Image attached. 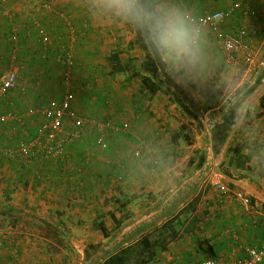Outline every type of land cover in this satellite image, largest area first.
<instances>
[{"label": "crops", "instance_id": "crops-1", "mask_svg": "<svg viewBox=\"0 0 264 264\" xmlns=\"http://www.w3.org/2000/svg\"><path fill=\"white\" fill-rule=\"evenodd\" d=\"M48 1L53 10L36 0L9 2L19 41L13 63L6 65L11 23L0 15V67L12 65L17 72L10 94L30 98L34 106L49 100L37 96V84L40 92L44 85L60 92L62 67L40 65L43 47L29 24L33 17L51 25L52 35L62 34L61 26L67 28L57 9L74 20L80 36L95 37L94 47L74 45L76 64L68 82H61L62 93L72 92L81 115L119 130H105L106 149L83 130L58 159L17 160L0 151V264H117L118 257L132 264L129 254L143 240V264H231L245 255V246L264 245V0H157L154 10L179 12L186 20L225 12L220 27H245L256 48L246 69L226 64L215 28H203L199 60H177L166 57L147 28L104 11L97 0L94 33L93 19L82 15L89 9L85 2ZM238 3L255 15L232 9ZM61 41L53 39L56 52ZM114 53L116 69L108 60ZM239 69L241 75L232 77ZM141 76L151 77L154 92ZM37 121L12 132L32 131ZM255 264H264V256Z\"/></svg>", "mask_w": 264, "mask_h": 264}, {"label": "built area", "instance_id": "built-area-1", "mask_svg": "<svg viewBox=\"0 0 264 264\" xmlns=\"http://www.w3.org/2000/svg\"><path fill=\"white\" fill-rule=\"evenodd\" d=\"M10 1L17 0H0V15L4 18H11L8 4ZM42 8L47 10L53 9V4L48 0H38ZM240 8V12L244 16H254L255 10L251 7H243L234 4L232 9ZM230 9L229 11H232ZM226 13L221 10L205 11L198 17L191 20L190 26L198 33V40L204 27L215 28L214 35L218 47L221 51L223 60L231 67L248 66L254 60L256 48L247 40L248 31L245 27H239L234 30H226L220 27L224 21ZM68 33L59 35L58 40L63 39L59 46L58 60L64 66L61 81L68 82L70 72L74 64L73 45L77 37L74 32V22L63 16ZM33 31L38 41L42 44L44 60L49 58L48 53L52 52L51 45L53 36L49 29L36 21L32 22ZM8 39L12 43L11 60L16 57V43L19 41V34L16 30L9 31ZM197 40V42H198ZM58 49V48H57ZM13 59V60H12ZM54 59V57H52ZM57 60V58H56ZM17 82V72L12 65L0 68V101L10 96L11 91ZM23 90V89H22ZM73 94L69 90L62 93L58 100H52L47 104L39 107H28L24 111V115L28 117L41 115L42 120L36 125L33 134L29 137L20 139L15 147L2 148L1 151L5 156L17 159L28 160L32 157L42 159H58L64 157L65 144L73 142L80 138L83 128L86 125L93 126L96 130L95 141L101 148L107 147V141L104 137L106 129L119 130L113 124H108L98 118H89L81 115L73 106ZM14 114V113H12ZM10 115L15 117L21 115ZM7 114H0V120L7 119ZM22 123V122H21ZM213 176L220 177L217 172H213ZM245 202L248 198H244ZM245 255L237 258L231 264H255L264 256V245L260 247L247 245L244 248ZM198 264H218L213 259H204Z\"/></svg>", "mask_w": 264, "mask_h": 264}, {"label": "rangeland", "instance_id": "rangeland-1", "mask_svg": "<svg viewBox=\"0 0 264 264\" xmlns=\"http://www.w3.org/2000/svg\"><path fill=\"white\" fill-rule=\"evenodd\" d=\"M27 1V0H26ZM30 3H31V0H28ZM36 1H38V0H36ZM82 2H85L86 4H87V6L86 7H88L89 6V9L88 10H86V13L84 12L82 15L84 16V17H86L85 18V20L86 21H89V17H88V15H86V14H89L90 15V19L92 20L91 22H92V26H91V28H92V33H94V27H95V23H94V21H95V13H96V10H95V4H94V0H81ZM13 2H15V1H13ZM39 2V1H38ZM42 7V6H41ZM54 8V7H53ZM47 10V9H46ZM53 10V9H52ZM56 11L59 13V15H61V16H56V17H59V20H62V18H60V17H63V15L60 13V11H58L57 9H56ZM83 12V11H82ZM14 16H15V14H14ZM70 17V16H69ZM0 18H2L1 16H0ZM68 18V17H67ZM10 19V20H9ZM8 19V22L9 23H11V25L9 24L8 26H11V27H9V30H8V32L10 31V30H12V29H16L15 28V19L14 18H9ZM71 21H73L74 22V20L70 17L69 18ZM193 18H191V19H187L186 21L189 23V22H191V20H192ZM30 22H29V24H30V29L32 30V22L35 20V19H33V17H31L30 18ZM84 20V22H86ZM48 29H49V31H50V33H52V31H51V29H52V27H48L47 25H45ZM82 26H80V28H81ZM61 28L63 29L62 30V34H66V33H68V30L66 29L65 30V28H64V26H61ZM67 28V27H66ZM77 27L75 26V23H74V32L75 33H77V37H76V39H75V42H74V45H75V47L76 46H78V43L80 44V43H88V45L90 46H92V47H94V42H95V37H94V35H90V34H88V32H86V34H82L81 36L78 34V32H77ZM82 32H83V30H81ZM87 31V30H86ZM18 32V31H17ZM81 32V33H82ZM85 32V31H84ZM61 33L59 34V31H56L55 32V34L54 35H52L53 36V39H55L56 37H57V39H58V36L59 35H62ZM37 38V37H36ZM8 43H9V41H8ZM74 45H73V57H74ZM60 46V45H59ZM197 47H198V44H197ZM51 48H53L54 49V47L53 46H51ZM52 49V52L51 53H48V55H49V58L48 59H46V60H44L43 58H42V54H43V52H44V50H43V48H41V53H40V65H42V64H44L45 62H47V63H57V64H59V65H61V67H62V71H61V74H62V72L64 71V66H63V64L61 63V61H59L58 60V56H59V51H55V50H53ZM89 49H91V48H89ZM89 54L90 55H93L94 57L95 56H97V59L99 60L100 58H101V54L98 52V53H96L94 50H91V52H89ZM52 57H54V59H52ZM186 57V56H185ZM185 57L183 58V59H185ZM263 57H264V55H263ZM56 58H57V60H56ZM189 58H192L191 56H189ZM196 59L197 60H199V58H197L196 57ZM46 64V63H45ZM75 64H76V61H75V58H74V64H73V67H72V69L75 67ZM14 68V67H13ZM241 68V67H240ZM247 68V66L244 68V69H246ZM216 75L221 79V76L223 75V73L221 72L220 74H218V73H216ZM241 75V69H239L238 71L236 70V71H233V73L231 74V76L232 77H239ZM230 76V75H229ZM38 79H39V76H38ZM37 79V80H38ZM19 84V83H18ZM201 85H203L204 87L202 88V91L203 90H207L206 88H208V85H204V84H201ZM21 85H19V87H20ZM39 86H41V85H39V84H37L36 85V88H34V91L36 90V92L38 93L37 94V96L39 97V95L41 94V96H42V98H43V100H47L48 98H49V100H47V102L45 103L44 101H43V103H40V104H36V102H35V105L33 106V104H31V101H32V99H30V98H26V97H17L16 96V91H13V94L11 95L10 94V96L8 97V98H6L7 99V101H6V103H1L0 104V114H7L8 116H7V119H4V120H0V143L2 144V146H3V148H8V147H15V145H16V143L20 140V139H22V138H25V137H29V136H31L32 134H33V131L35 130V128H36V125L42 120V116L41 115H36V117H37V119H38V121H37V124L35 125V127L33 128V130L32 131H29V130H20V131H16L15 133L14 132H12V130L13 131H15L16 129L14 128V127H16L17 128V126H18V128L19 129H22L20 126L22 125L23 127L26 125V123H27V121H31L33 118H36L35 116H31V117H28L27 115H24V111H25V109H27L28 107H34V108H36V107H39V106H42V105H44V104H47V103H49L50 101H52V100H58L59 99V97L62 95V91H63V87H62V84H61V80L59 81V84H58V86L60 87V92H58V95L57 94H55V88H52V87H49L48 85H44L43 86V90H44V92H40L41 90H40V88H39ZM210 86H213V84H210ZM213 89H215V91L219 94L220 93V91L222 90V88L220 87V86H218V85H216L215 84V87H212ZM211 88V89H212ZM57 90V89H56ZM30 92V91H29ZM74 92V91H73ZM222 92V91H221ZM61 93V94H60ZM26 94V93H25ZM74 94H76V93H74ZM17 95H18V93H17ZM24 96H26V95H24ZM76 96V95H75ZM34 99H37L35 96L33 97ZM15 101H18L20 104L22 103V105H19L18 104V106H15V105H13L12 103H15ZM10 102H11V104H10ZM73 102V106L75 107L76 106V101H72ZM205 104L203 105V107L206 105V103H208V101H205L204 102ZM4 104V105H3ZM20 107V108H19ZM76 108V107H75ZM77 110V109H76ZM78 111V110H77ZM12 113H14V114H12ZM21 115V114H23L22 116H18V118L16 119L15 117H11L10 115ZM85 117H89V118H97L96 116H85ZM21 122H24V123H22L21 124ZM35 123H36V121H35ZM108 123H110L111 124V122L110 121H108ZM18 124V125H17ZM19 124H21L20 126H19ZM87 126H90V125H86V127H84L83 128V130H84V132H85V130H90V131H92V133H93V136H94V141H95V137H96V130L94 129V127L93 126H90V127H92V128H90V127H87ZM11 128V129H10ZM110 131H112V129L110 130ZM104 137L106 138V132L104 133ZM106 141H107V138H106ZM95 143H96V141H95ZM0 144V145H1ZM97 144V143H96ZM97 146H98V144H97ZM99 148H101L100 146H98ZM107 147H108V141H107ZM106 147V148H107ZM105 148V149H106ZM2 149V148H1ZM101 149H103V148H101ZM137 154H139V152H138V150L137 151H135V155H137ZM248 200H249V198H248ZM247 203H248V201H247Z\"/></svg>", "mask_w": 264, "mask_h": 264}, {"label": "clouds", "instance_id": "clouds-1", "mask_svg": "<svg viewBox=\"0 0 264 264\" xmlns=\"http://www.w3.org/2000/svg\"><path fill=\"white\" fill-rule=\"evenodd\" d=\"M97 6L125 20L147 28L151 39L177 60L198 54V33L179 12L150 10L142 0H97Z\"/></svg>", "mask_w": 264, "mask_h": 264}, {"label": "trees", "instance_id": "trees-1", "mask_svg": "<svg viewBox=\"0 0 264 264\" xmlns=\"http://www.w3.org/2000/svg\"><path fill=\"white\" fill-rule=\"evenodd\" d=\"M142 3H145L146 6H148L150 10L154 11L155 8H156L157 0H147L145 2L142 1ZM9 44H11L10 41H9ZM10 58H11V56H10ZM10 58L7 59L5 65L9 64V62L11 60ZM108 60L110 62H113L114 64L116 63L113 66V69L118 68V67H116V65H119L120 61H119L118 56H117L116 53L112 54ZM0 68H3V67L1 66ZM62 78H63V74H60V80H62ZM140 78H141V82L143 83V85H145V87L149 90V92H154L156 90V84L151 81V77H149V76H141ZM98 229L103 233V235L106 236L108 234L107 229L102 224L98 225ZM143 242H144V240L141 241L140 244H137L135 246V248L130 252L129 258L131 259L132 264H143L144 263V259L141 256L144 255V253L146 251V244L143 243ZM117 260L119 261L117 264H121L123 262L122 260H120V257H118ZM109 261H111V259H109ZM109 261H107V262H105L103 264H107Z\"/></svg>", "mask_w": 264, "mask_h": 264}]
</instances>
